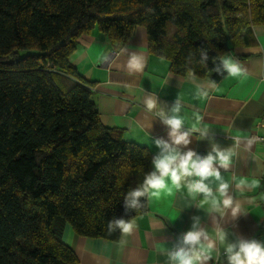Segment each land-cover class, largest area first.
Masks as SVG:
<instances>
[{
    "label": "trees",
    "instance_id": "16d2710c",
    "mask_svg": "<svg viewBox=\"0 0 264 264\" xmlns=\"http://www.w3.org/2000/svg\"><path fill=\"white\" fill-rule=\"evenodd\" d=\"M139 26L171 72L219 81L213 59L255 43L264 0H0V264H78L66 224L117 240L108 222L147 209L126 211L124 196L151 171L150 150L101 122L70 60L83 34L118 50Z\"/></svg>",
    "mask_w": 264,
    "mask_h": 264
},
{
    "label": "crops",
    "instance_id": "0c3cea01",
    "mask_svg": "<svg viewBox=\"0 0 264 264\" xmlns=\"http://www.w3.org/2000/svg\"><path fill=\"white\" fill-rule=\"evenodd\" d=\"M254 35L253 45L227 53L241 62L245 75L226 74L215 81V88L209 89L207 96L199 95V86L207 87L212 80L171 72L167 60L148 53L142 31L135 32L118 50L96 30L79 37L70 60L85 79L93 82L101 122L122 130L124 139L145 145L153 159L159 151L154 139H168L169 129L160 113L170 109L178 97L186 128H192L199 114L202 120L197 127L210 129L213 137L210 141L192 131L188 148L201 155L211 151L212 143L231 149L232 163L227 170L221 169V176L229 183L233 203L225 208L221 199L219 212L210 202L201 207L203 195L193 199L182 186L171 195L162 193L159 199L147 200L145 212L132 219L136 229L127 236L120 233L117 240L80 236L66 224L63 240L75 252L78 264H166L167 250L190 230L194 216L200 217V226L216 242L207 264H228L225 244L254 237L264 223V147L256 140L264 131L259 126L264 123V28L255 26ZM131 53L140 57L142 70L127 67ZM148 94L158 97L152 111L144 104ZM253 181L256 186H251ZM168 183L171 186L170 180ZM210 183L214 190L218 187L214 179ZM233 209H237L235 218ZM218 227L228 234L224 244L216 236ZM255 240L264 242V232Z\"/></svg>",
    "mask_w": 264,
    "mask_h": 264
},
{
    "label": "clouds",
    "instance_id": "9594fccd",
    "mask_svg": "<svg viewBox=\"0 0 264 264\" xmlns=\"http://www.w3.org/2000/svg\"><path fill=\"white\" fill-rule=\"evenodd\" d=\"M200 59L206 65L209 59L207 50L201 48ZM213 63L215 67L212 71L220 75L226 73L229 77H240L246 73L241 62L231 55H219L213 59ZM127 67L133 71L142 70L143 63L136 53L129 55ZM199 87V95L207 96L209 89L215 88V81L207 87ZM157 101L158 97L148 94L144 104L149 111H152L157 107ZM182 107L183 104L177 97L170 109L161 111L160 119L169 129L168 139H154L153 143L159 151L152 159L153 170L144 175L142 184L124 196L126 211L137 210L144 206L146 200L159 199L162 193L171 195L174 189L180 191L182 186L193 199L199 194L203 195L201 207L204 203L210 202L211 208L219 212L221 199L225 208L232 205L233 198L229 194V183L221 176V169L227 170L232 163L231 149L221 148L218 144L212 143L211 151L207 155H201L188 148L192 131L199 132L201 137L210 141L213 137L210 129L197 127L202 120L199 114L195 115L192 128H186V118L180 114ZM213 179L218 182L215 190L210 183ZM256 185L257 182L253 181L251 186ZM232 214L234 218L237 217V209H233ZM175 218L174 215L173 219ZM192 219L194 223L190 230L182 233L174 246L167 250L166 264H207L211 259L216 242L210 237L206 228L200 226L199 216H194ZM136 227L131 219L118 218L108 222L107 231L110 235L119 230L122 235L127 236ZM227 235L223 229L217 228L216 236L222 244L227 240ZM224 255L228 264H264V242L236 238L235 242L225 244Z\"/></svg>",
    "mask_w": 264,
    "mask_h": 264
},
{
    "label": "built area",
    "instance_id": "2783aa9c",
    "mask_svg": "<svg viewBox=\"0 0 264 264\" xmlns=\"http://www.w3.org/2000/svg\"><path fill=\"white\" fill-rule=\"evenodd\" d=\"M259 126H261L264 130V123H259ZM256 140L261 143V145L264 147V131L262 134L256 136Z\"/></svg>",
    "mask_w": 264,
    "mask_h": 264
},
{
    "label": "rangeland",
    "instance_id": "374dc122",
    "mask_svg": "<svg viewBox=\"0 0 264 264\" xmlns=\"http://www.w3.org/2000/svg\"><path fill=\"white\" fill-rule=\"evenodd\" d=\"M141 31H142L143 33L146 34L145 29H144L143 26H139V27L137 28V30H136V33H137V32H141ZM26 52H27L26 50H20V51H19V54L22 55V54H24V53H26Z\"/></svg>",
    "mask_w": 264,
    "mask_h": 264
}]
</instances>
